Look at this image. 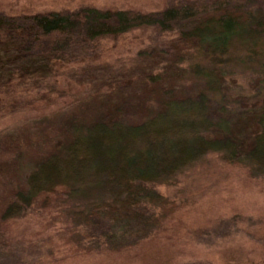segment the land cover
<instances>
[{
  "label": "rangeland",
  "instance_id": "1",
  "mask_svg": "<svg viewBox=\"0 0 264 264\" xmlns=\"http://www.w3.org/2000/svg\"><path fill=\"white\" fill-rule=\"evenodd\" d=\"M207 1L0 0V14H153ZM250 1L264 10V0ZM193 47L176 31L142 28L76 43L41 79L27 76L21 59H7L9 66H0V85L11 90L0 94V218L30 174L65 153L77 128L140 124L169 100L196 96L203 84L190 66ZM225 84L227 116L245 143L259 101L247 79ZM147 187L161 201L139 208L155 226L137 245L114 249L100 225H75L62 200L41 197L23 218L0 220V264H264V175L212 153L172 181Z\"/></svg>",
  "mask_w": 264,
  "mask_h": 264
},
{
  "label": "trees",
  "instance_id": "2",
  "mask_svg": "<svg viewBox=\"0 0 264 264\" xmlns=\"http://www.w3.org/2000/svg\"><path fill=\"white\" fill-rule=\"evenodd\" d=\"M142 28L176 31L194 45L190 66L201 91L169 100L140 124L77 128L63 155L44 160L30 174L27 189L1 215L2 223L23 218L41 197H54L75 225H100L109 246L131 248L155 226L139 209L161 201L149 184L168 183L212 153L264 175V10L250 0L189 3L153 14L97 9L0 14V66L19 58L27 76L45 78L76 43ZM236 77L248 80L259 101L255 130L245 143L234 134L224 104L225 83ZM5 88L9 92V85H0V94ZM213 110L219 115L212 116Z\"/></svg>",
  "mask_w": 264,
  "mask_h": 264
}]
</instances>
